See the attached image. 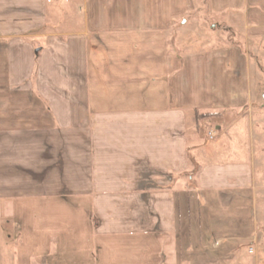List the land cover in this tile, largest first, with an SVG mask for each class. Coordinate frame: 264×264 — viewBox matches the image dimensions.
I'll list each match as a JSON object with an SVG mask.
<instances>
[{
	"label": "rangeland",
	"instance_id": "1",
	"mask_svg": "<svg viewBox=\"0 0 264 264\" xmlns=\"http://www.w3.org/2000/svg\"><path fill=\"white\" fill-rule=\"evenodd\" d=\"M213 2L189 0L191 13L175 20L167 48L234 49L246 95L236 108L189 114L183 175L144 168L101 179L124 176L133 190L88 189L100 178L88 173L85 137L73 141L57 125L58 86L51 91L37 67L26 78L12 74V118L6 139L0 135V264H101L100 247L117 249L105 254L107 264H264V0H239L220 13ZM202 181L216 186L203 189ZM167 192L173 206L161 200ZM169 241L177 247L171 261L163 252Z\"/></svg>",
	"mask_w": 264,
	"mask_h": 264
},
{
	"label": "crops",
	"instance_id": "2",
	"mask_svg": "<svg viewBox=\"0 0 264 264\" xmlns=\"http://www.w3.org/2000/svg\"><path fill=\"white\" fill-rule=\"evenodd\" d=\"M188 1L0 0V135L12 118L13 75L26 78L37 67L50 90L58 86L60 102L52 106L64 112L57 125L67 126L70 137H85L93 159L88 173L100 178L88 189L133 190L124 176L144 168L153 175L185 174L189 114L236 108L246 95L237 85L234 49L183 54L167 48L175 20L191 13ZM226 1L213 2V10L235 8L239 0ZM113 157L115 165L106 162ZM109 174L123 180H101ZM205 182L203 189L216 186ZM161 198L173 206L170 192ZM167 243L164 254H177ZM115 250L100 247L99 262L107 264L105 254Z\"/></svg>",
	"mask_w": 264,
	"mask_h": 264
},
{
	"label": "built area",
	"instance_id": "3",
	"mask_svg": "<svg viewBox=\"0 0 264 264\" xmlns=\"http://www.w3.org/2000/svg\"><path fill=\"white\" fill-rule=\"evenodd\" d=\"M253 253H254V251L251 249V250H250V254H253Z\"/></svg>",
	"mask_w": 264,
	"mask_h": 264
}]
</instances>
